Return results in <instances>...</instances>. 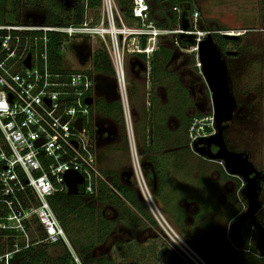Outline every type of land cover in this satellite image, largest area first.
<instances>
[{"label": "built area", "instance_id": "2783aa9c", "mask_svg": "<svg viewBox=\"0 0 264 264\" xmlns=\"http://www.w3.org/2000/svg\"><path fill=\"white\" fill-rule=\"evenodd\" d=\"M174 11L180 13L182 23V7L176 6ZM188 11L187 30L155 24L147 0L132 1L133 24L124 19L116 0H102L101 15L96 21L0 24V264H13L15 257L41 243L68 242L50 201L55 193L68 192L67 171L76 170L84 176L80 191L87 195H97L102 183L117 192L98 163L99 146L92 118L97 96L95 53L102 50L109 54L125 122L131 129L129 56L145 53L150 58L162 36L183 34L194 38L196 66L202 67L198 43L211 31L198 29V9ZM52 35L58 38L56 46L61 54L67 50L66 39L79 40L84 47L85 43H97L87 58H82L78 48L79 61L90 66L66 68L62 60L60 64L53 56ZM143 36L147 38L145 47L141 44ZM88 97H93L92 104L87 102ZM80 117L82 130L77 126ZM216 132L213 115L195 119L189 143L193 146L198 138ZM137 150L134 145L136 153ZM135 165L145 198L162 226L163 239L172 255L184 264H212L162 216L148 191L138 157Z\"/></svg>", "mask_w": 264, "mask_h": 264}, {"label": "rangeland", "instance_id": "374dc122", "mask_svg": "<svg viewBox=\"0 0 264 264\" xmlns=\"http://www.w3.org/2000/svg\"><path fill=\"white\" fill-rule=\"evenodd\" d=\"M20 1L21 0H11L6 5V10H9L12 6H16L18 7L21 15L30 16V13L34 12V10L36 12L38 11L40 14L43 11L42 15H44L46 9L49 7L48 0H44L43 6L38 9L36 8L37 10L34 8L35 6H28L27 8L24 7V5L27 4L25 3L26 0H22V2ZM55 1L56 0H54V2ZM57 1H59V3L64 7H69L74 3V0ZM147 1L150 5L154 23L157 24L158 22H162L165 24L166 28L172 29L168 26L169 23L162 14V9H170V0H162L161 6H159L155 0ZM184 8L186 10L194 8L199 10L198 29L201 31L209 30L213 32L214 35L215 33L242 34L239 39L228 41L223 49L219 45L224 54H226L225 52L227 50L237 52L236 55H224L232 91L237 102L234 118L230 121L229 128L225 131V137L233 149L246 150L256 165L264 169V0H192L191 3L190 1H186L184 3ZM101 10L102 6L98 8H89L85 19L88 21H96L101 15ZM172 13L173 11L171 12L170 10L169 15ZM127 21L131 22L130 20ZM179 26H181V23L174 25L173 29H178ZM180 35L181 34H169L162 36L159 39L157 49L159 45H171L174 47V66L176 65L178 68L175 69L177 70L184 87L190 90L191 96L194 100V103L190 106L191 108H189L190 113H200L206 118L207 116L213 115L211 92L201 72V68L196 66L197 53L192 51V48L195 45L192 46L187 42L181 43V39L188 40V38L184 35ZM79 42L80 41L76 39L65 40L67 50L62 53V59L63 65L66 68H88L90 66L89 63L85 65L79 61L78 56L80 51L78 48L82 51L85 48V52L84 54H81V56L82 58H87L89 57L92 48L98 47V44L96 43L92 45L90 43H85L86 45L84 47L82 44L79 45ZM150 78L151 73L149 62H145L140 56H129L128 89L131 101V114L129 115V118L132 120L130 125L131 129H129L126 122L125 132H123V129L120 128V124L116 123V121L112 118L106 117L98 112L93 115V119L96 125L108 127L109 129L107 130L110 131V134L105 133L104 137L99 134L96 136L100 145L99 152L101 167L103 170L113 167L119 170L120 175L125 171H134V189H136V191L137 189L140 190L145 199L144 202L149 207L151 212L149 217L151 220L148 222L150 223V221H156V224H148L145 222L146 225H143L140 221L133 224L131 220H128L127 215H124L125 219H120L123 211L121 212V208H117L118 206L110 202H98L96 206L101 214L114 222L113 232L108 236L105 243L100 244L97 242L96 234H93L86 227L85 223L77 219L74 215H70L68 219L69 232L66 228L64 229L68 237V242H66L65 245L74 258L71 264H83L81 257L77 253L78 245H75L74 240L79 241V245H87L91 242V239H93L95 244L94 249L91 252L94 253L96 257H99L104 253H109L115 242L135 241L139 243V245H137L138 248L131 252L130 257L127 259V264H184V262H182L175 255H170L166 258V260H157V252L154 248H152V244L149 245L147 243V240L150 237H157L159 238L160 243L169 247L163 239L164 231L162 226L160 225L152 207L148 204L135 172L137 157L140 164L142 163L141 150H139L142 143L141 137L144 132L149 134L151 131L147 128L144 129L145 113L143 111V106L146 108L149 107V96H147V93L149 94L151 89H154L159 93L160 99L156 108H159L161 104L167 102L168 82L163 80L156 85H152L149 81ZM162 78H165V76L163 75L160 77V79ZM107 79L111 84L115 85L114 79ZM143 81H146V89L143 86ZM115 89V93H112L113 91L110 92L111 89H109L102 94L107 97H111L113 95L114 97L120 99L116 85ZM178 119L179 116L175 113L169 115L170 130L173 133L168 141L169 149L167 151L177 153L175 156L171 155V157L174 156L171 160H177L176 162L181 172L178 173V171L174 169L175 166H171V173L176 172L171 174L173 175V181L171 180L170 183H173V185H177L178 187H180V184L183 183L184 190L191 188L189 195L185 194L188 198H191L194 196L193 192L195 193L196 188H199L195 181V175H200L202 172H205L208 177H211L216 169L221 170V168L220 165L215 162H204L200 165L199 159L194 150L193 151L195 153L191 152V156L185 159L183 153L184 148L182 146H177L176 143L177 139L180 138L179 136L184 134V131H177L179 128ZM124 133L126 137L124 136ZM132 134L133 139L131 140ZM134 145L138 148L137 153L134 151ZM127 147H129V150H127ZM186 181H188V183H186ZM146 183L148 185V191L153 196L155 204L162 216L166 218V220L174 227L175 231L183 237V239L189 241L212 264H231L229 257L226 255L227 251L225 249L218 250L216 247H213L209 253H204L200 248H198L194 242H192L190 236V233L192 232L188 231V228H190L191 225H186V212L181 219L182 223L179 224L174 214L169 211L170 209L176 211L174 203L171 207H169L165 204V202L163 203L162 200L161 202L159 200L160 198L157 199L158 196L153 194V189L149 185L148 179H146ZM217 187L219 191H217L216 195L222 193L221 187ZM260 199L264 205V192L261 194ZM214 203L216 210L222 209V214L226 207L223 208V206H220L221 204H219L216 200ZM259 214H261V217L264 216V207ZM209 219L211 218L208 217L207 222L210 221ZM223 221L225 220L221 219L220 223ZM204 222L200 223L201 225L199 224V226H197V224L195 227L192 225L191 227L193 228V232L198 227L203 229ZM217 224L218 223L210 221L209 227L201 230V233L203 231V234L206 237L209 235L211 236V234L216 236L218 234L217 228L219 227L216 226ZM169 249L171 251L170 247ZM48 250L51 254L55 255L60 253L61 248L58 249V247L49 245ZM235 250L237 251V249ZM250 255V258H252V256L257 257L254 254ZM259 259L260 258L257 257L251 264H263V262ZM14 261L15 263L17 262V260ZM245 264H247V262Z\"/></svg>", "mask_w": 264, "mask_h": 264}, {"label": "trees", "instance_id": "16d2710c", "mask_svg": "<svg viewBox=\"0 0 264 264\" xmlns=\"http://www.w3.org/2000/svg\"><path fill=\"white\" fill-rule=\"evenodd\" d=\"M10 1L11 0H0V24L42 23L48 25H60L67 23H79L85 20L87 16V10L89 8H98L102 6V0H74V3L69 7H64L57 0L55 2L54 0H48L49 7L46 9L44 15H42L43 11L40 14L38 11L36 12L34 10V12L30 13V16H24L20 14L18 7L16 6H12L9 10H6V5ZM116 1L120 7V12L124 19L126 21L130 20L131 22L129 23L133 24L135 22V18L132 15L133 0ZM155 1L159 6L162 5V0ZM186 1H190V3L192 2V0H170V9H162L161 7L162 14L168 21V26L170 28L173 29L174 25H178L180 23V13L174 11V7H182ZM20 2H22V0ZM25 3H27L26 5H24V7L26 8L28 6H35L34 8L38 9L43 6L44 0H26ZM170 10L171 12L173 11L171 15H169ZM157 25L160 27H165V24L162 22H158ZM214 36L217 43L222 48L225 47L228 41L232 40L227 39L221 33H215ZM52 37L53 56L58 59L59 63L61 64V60L63 61L62 54L57 50L56 46L58 38H56L54 35H52ZM187 38L188 40L181 39L180 42H187L190 45L195 44V40L193 37ZM141 44L143 47L146 46L147 38L145 36H143ZM174 53V47H172L171 45H159L158 49L153 52L150 58H147L145 53L138 54L145 62H149L151 73V78L149 81L150 83H152V85H156L163 80L168 82L167 102L161 104L159 108H156V105H158V101L160 99L159 93L154 89H151L149 91V94L147 93V96H149V107L146 108L145 106H143V111L145 113L144 129L147 128L151 131L149 134H146L145 132L143 133L141 137V148L139 149L141 150L142 163H145V167L151 168L150 165L152 167L154 166L157 175L160 176L159 189L162 188L164 183V181L161 180L160 175L161 162L163 163L165 161H169L171 163V159L175 156L174 154H176V152L167 151L169 149L168 141L173 133L170 130L169 115L175 113L179 116L180 124L177 131H184V134L179 136L180 138L177 139L176 143L177 146H182L184 148L183 153L185 159L191 156V152L195 153L191 147H186L189 144L188 138L190 127L192 126L195 119L204 117L200 113L191 115V113L189 112V107L193 103L191 93L189 89L184 87L182 80L176 70L178 68L176 65L174 66ZM93 72L103 77H114L115 71L107 52L98 50L95 53ZM163 75L165 76V78L160 79V77ZM143 86L146 89V81H143ZM97 112L103 114L106 117L112 118L114 121H116V123L120 124V128H122L123 132H125L126 122L123 106L120 99L112 101H105V99L101 98L98 99L94 106V109H92V118L93 115ZM91 124V131L93 134V122ZM124 136L126 137L125 133ZM127 150H129V147H127ZM171 155L174 156L171 157ZM173 160L176 161V159ZM98 163L101 171L107 178H109L111 184L117 190V192L112 190L108 184L102 183L97 195H87L83 192V190H81L77 195H71L68 192L55 193L50 198V201L64 228H66V230L69 229V216L74 215L75 217H77V219L85 223L86 227L93 234H96L97 242H99L100 244L105 243L108 236L113 232L114 222L110 219H107V217L101 214L96 206L98 202H110L118 206L117 208H121L120 211H123L120 219H125L124 215H127L128 220H131L133 224H136L137 221H140L141 223H143V225H146L145 222L148 224H156V221H150V223L148 222L149 220H151V218L149 217L151 214L149 207L144 201H141L139 199L136 189L122 180L121 175L119 174V170L113 167H109L106 168V170H103L100 165L99 149ZM143 170L146 179H149L150 176H148L149 174H147L145 168H143ZM160 192L161 191L159 190L156 195H159ZM241 211L242 205L240 203L239 206L233 211V215L231 217L234 218ZM207 212L212 213L213 210L209 211L207 207H203L200 213V217L204 218ZM211 219L219 221V218L217 216ZM210 221L206 222L207 224L204 223L203 229L209 227ZM203 229L201 227H198L194 232L190 233V236L192 242H194V244L198 248H200L204 253H209L214 247L217 240L214 239L212 235H209L207 237L204 236L203 231L201 233V230ZM222 239H227V229L224 230ZM74 243L76 246L78 245L77 253L81 257L83 264H127V259L130 257L131 252L138 248L137 245H139V243L135 241L115 242L109 253H104L101 256L96 257L95 254L91 252L93 251L95 246L93 239H91V242H89L87 245H79V241L76 240H74ZM147 243L149 245L152 244V248H154L157 252V260H166V258L171 255L169 247H167L165 244L164 246L162 243H160L159 238L150 237L147 240ZM49 245L58 247V249L61 248L60 253H57L55 255L51 254L48 250ZM250 256L251 255L249 254L245 258H238V261L231 262V264H245L246 262L247 264H251L257 257L252 256V258H250ZM15 260H17V262L15 263L14 261L13 264H71L74 258L71 252L66 247L65 243L59 242L54 244L41 243L36 247H31L25 250L22 254L15 257ZM262 262L264 264V260Z\"/></svg>", "mask_w": 264, "mask_h": 264}, {"label": "water", "instance_id": "95a60500", "mask_svg": "<svg viewBox=\"0 0 264 264\" xmlns=\"http://www.w3.org/2000/svg\"><path fill=\"white\" fill-rule=\"evenodd\" d=\"M181 27L184 30L190 28V23L187 18V11L183 12ZM227 39L236 40L240 38L241 33H222ZM183 35V34H181ZM228 55L236 54V51H227ZM198 55L202 64L201 72L207 82L211 92L213 102V116L216 121L217 132L210 137H200L193 144V150L211 160H223L225 169L232 175H237L243 178L246 182L244 194L248 199V207L244 213L230 225V236L233 242L240 247L244 246L243 225L245 222L251 221L259 230V238L257 241V250L264 256V226L257 221V214L262 209V203L259 200L261 187L259 185L260 171L255 167L254 163L249 160V157L244 152H236L229 149L224 132L229 126V122L233 119L237 107V102L232 91L231 82L228 75V70L224 58V53L220 49L213 32H209L198 43ZM29 64V61H28ZM96 95H100L108 91H115V85L103 76L97 75ZM93 97H88L87 102L93 103ZM83 119L80 117L77 120V126L82 130ZM100 132V129L97 130ZM110 134V131L105 130ZM217 146V151H212V146ZM98 146L99 143H98ZM145 168V163L142 164ZM134 171H125L122 175L130 177ZM156 178V172L154 170ZM157 180V179H156ZM65 181L68 186V193L77 195L80 193V184L84 182V176L76 171L69 170L65 173ZM139 199L144 201V197L140 190L137 189Z\"/></svg>", "mask_w": 264, "mask_h": 264}, {"label": "flooded vegetation", "instance_id": "af4514ba", "mask_svg": "<svg viewBox=\"0 0 264 264\" xmlns=\"http://www.w3.org/2000/svg\"><path fill=\"white\" fill-rule=\"evenodd\" d=\"M182 7H183L182 11H187V13L189 12L188 11L189 9H187V10L184 9V5ZM230 41H233V40H230ZM220 49H221V47H220ZM227 51L225 52L226 54H224V55H228ZM84 52H85V48L83 49V51H81V53L84 54ZM236 54H237V52H236ZM236 54H234V55H236ZM105 78H108V77H105ZM112 79H114V81H116L115 74H114V77ZM112 93H115V91L113 90ZM100 98L105 99V101H112V100L119 99V98L114 97L113 95L111 97L110 96L107 97L106 95L101 93L100 95L96 96L95 104H96L97 100ZM192 101L194 103L193 97H192ZM189 108H191V107H189ZM189 112H190V110H189ZM191 115H194V114H191ZM234 115H235V113H234ZM178 122L180 124L179 119H178ZM179 124H178V126H179ZM169 125H170V120H169ZM228 128H229V126L227 127V129ZM98 129H100L99 133L97 132ZM107 129H109V128L105 127V126L101 127L100 125H96V129H95L96 136L99 134V135H102L104 137L105 133H107L104 131ZM224 136H225V132H224ZM225 140H226V143H227L230 150L236 151V152L246 153L249 157V160L252 163H254L255 167L258 169V171H260L258 181H259V185L261 187V191H260V195H259V200L261 201L260 196L264 192V169H262L256 165V163L254 162V160H252L250 158V154L246 150L233 149L230 146L226 137H225ZM186 147H191L193 149V146H191L190 143ZM217 149H218L217 146H215V145L212 146V151H217ZM196 155L199 159L200 165L203 164L204 162L205 163L215 162V163H218L220 165L221 170L216 169L214 171V174L211 175V177H208L205 172H202L200 175L199 174L195 175V179H196L195 181H196L197 186L199 188H196L195 193L193 192L194 196H192L191 198H188V197L184 198V199H188L189 201L195 202L193 205H191L187 208L188 212L192 213V214L194 213L197 215V216L195 215V219H196L195 222L197 223L198 219L200 221L202 218V217H200V213H201L203 207H207L209 209V211L213 210V212H212L213 215L210 218H213L215 216H217L219 218L218 219L219 221H216L215 219H211L212 222L218 223L216 225L217 227L219 226L218 227L219 229L217 228L218 234L216 236H213L211 234L212 237L217 240L214 247H216L218 250L225 249L227 251L226 255L230 259V263L238 261V258H242V257L245 258L249 254H254L255 256L260 258L259 259L260 261H263L264 256L261 255L260 252L257 250V241L259 238V230L251 221L245 222L243 225V231H242L243 237H244V246L243 247H240L237 243L233 242L231 239V236H230V230H231L230 225L234 221H236L242 215V213H244L246 211V209L248 207V199L243 192L244 187L246 185L245 180L243 178H241L240 176L232 175V174L228 173L225 169V163L223 160H211L207 157L199 155L198 153H196ZM200 165H199V167H200ZM150 167L151 168L145 167V171L147 172V174H149L148 176H150L148 179L149 185L155 191L157 189V186H158V183H157L158 180H156L157 179V173H156V178H155V175H154L155 168H154V166L152 167L151 165H150ZM155 172H156V170H155ZM121 178L125 183H127L131 187L135 188V183H134L135 180H133L134 174H132L130 177H128L127 175L121 174ZM242 183H244V184H243V187L240 191V186L242 185ZM217 186L221 187L222 193L221 194L219 193L216 195L217 191H219ZM216 196L218 199L217 201L219 202V204H221L220 206L226 207L224 209V211L222 212V214H221L222 209L221 210L215 209L213 198ZM196 203H199L200 212L198 210ZM240 203L242 205V211L239 214H237V216L232 218L231 216L233 215V211L239 206ZM261 203H262V209H263V207H264L263 202L261 201ZM214 211H216V212H214ZM259 212L257 214V221L264 226V216L261 217V214H259ZM210 215H211V213H210ZM221 219H224L225 221L220 223ZM190 221L194 222V219H190ZM196 223L193 224L194 227L196 226ZM225 229H227V239L223 240L222 234H223ZM235 249H237V251ZM171 256H173V255L171 254Z\"/></svg>", "mask_w": 264, "mask_h": 264}, {"label": "crops", "instance_id": "0c3cea01", "mask_svg": "<svg viewBox=\"0 0 264 264\" xmlns=\"http://www.w3.org/2000/svg\"><path fill=\"white\" fill-rule=\"evenodd\" d=\"M177 154V153H176ZM175 155V154H174ZM177 161V160H176ZM175 160H171V163L169 161H165V162H161V180L164 181L163 183V186L161 189H159V175H157V180H158V186H157V189L154 191L153 190V194H157V192L160 190V194L157 195L158 198L160 201L162 200L163 203L165 202V204H167L169 207H171V205H173L174 203V206L176 207V211H173L172 209H170L169 211L171 213L174 214V216L176 217V220L178 221V223H182L181 222V219L183 218V215L185 214L186 212V225L189 224V225H193L195 224L196 222V219H195V215L196 214H192V213H189L188 212V207L193 205L195 202L193 201H189L188 199H184V198H187L186 195H189V193L191 192V188L187 189V190H184V185L183 183L180 184V187H178L177 185H173V183H170L171 180L173 181V175L171 174H174L176 171H178V173H181L180 172V169L178 168V165H177V162ZM143 163H141V166H142ZM171 166H175L174 169H176V171L174 173H171ZM143 169V168H142ZM143 173H144V170H143ZM172 179H171V178ZM176 181V180H175ZM186 183H188V181H186ZM159 189V190H158ZM186 194V195H185ZM219 197V196H218ZM215 200L217 201V196L213 198V201L215 202ZM142 201V200H141ZM161 201V202H162ZM218 202V201H217ZM162 203V204H163ZM219 203V202H218ZM215 204V203H214ZM197 207H198V210L200 212V206H199V203H196ZM223 208H225L223 206ZM197 210V211H198ZM209 212L206 213V215L204 216V218H201V220L199 222H197V226H199L200 223H203L204 221L207 222V218L208 217H211L213 214L211 213V215ZM179 216V218H178ZM197 216V215H196ZM190 219H194V222L190 221ZM199 220V219H198ZM210 220V219H209ZM204 222V223H205ZM207 224V223H206ZM187 225V226H189ZM201 225V224H200ZM182 226V225H180ZM190 226V228H188V231L190 232H193V228Z\"/></svg>", "mask_w": 264, "mask_h": 264}]
</instances>
